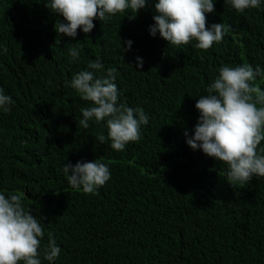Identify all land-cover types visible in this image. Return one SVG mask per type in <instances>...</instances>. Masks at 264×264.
Masks as SVG:
<instances>
[{"label":"trees","instance_id":"1","mask_svg":"<svg viewBox=\"0 0 264 264\" xmlns=\"http://www.w3.org/2000/svg\"><path fill=\"white\" fill-rule=\"evenodd\" d=\"M48 2L0 0V89L14 101L10 112L0 110V193L24 194L26 210L44 218L41 264H264V177L230 185L226 164L186 143L195 104L222 66L264 71V0L243 13L213 0L206 27L223 23L225 34L208 50L151 36L157 0L135 19L131 10L94 19L92 31L78 29L75 38L57 34L62 17ZM129 40L131 50L122 51ZM97 58V75L116 69L118 102L149 118L123 151L110 147L105 122L79 125L81 109L92 105L70 81ZM255 83L264 89V76ZM95 160L108 166L109 181L94 194L72 188L65 163ZM49 233L61 249L52 262L43 257Z\"/></svg>","mask_w":264,"mask_h":264},{"label":"clouds","instance_id":"2","mask_svg":"<svg viewBox=\"0 0 264 264\" xmlns=\"http://www.w3.org/2000/svg\"><path fill=\"white\" fill-rule=\"evenodd\" d=\"M150 0H49L45 6L57 19L54 29L59 35L75 38L77 30L88 34L94 28V19L107 22L117 13L131 10L130 20L135 19L139 10L145 8ZM231 8L243 13L249 8H259L261 0H226ZM213 0H157L154 3L150 35L160 37L168 44L187 45L195 40V47L208 50L214 43L222 41L225 34L223 23L206 27L205 13H213ZM131 50L132 41H124ZM7 52V48L3 49ZM73 58L79 56V49L69 50ZM131 66V65H130ZM132 67V66H131ZM143 61L137 57L136 68H142ZM104 71L100 59L89 61L87 70L75 74L70 87L75 89L83 101L92 106L82 108L79 125L85 129L89 121L105 122L107 139L115 151H123L129 142L140 140L142 125L149 123L143 108H132L118 102L119 91L115 83L116 69ZM264 71L250 64L236 67L222 66L219 75L207 88V95L199 97L195 108L199 117L194 126V134L186 143L192 150H201L205 155L228 166L226 172L230 185L244 184L255 177H264V148L258 146L264 140V89L255 83ZM14 101L0 89V110L7 113ZM259 105V107H258ZM188 137V132L185 131ZM95 140L103 144L106 137L100 133ZM63 173L68 184L85 194H94L110 179V170L104 163L78 161L74 166L65 163ZM24 194L0 193V264H41V240L44 237L43 217L37 219L26 210ZM52 234L43 257L52 262L60 254Z\"/></svg>","mask_w":264,"mask_h":264}]
</instances>
